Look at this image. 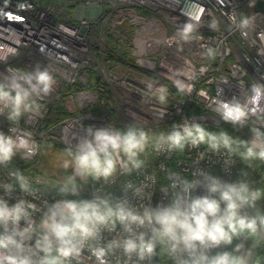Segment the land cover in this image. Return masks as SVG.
<instances>
[{
	"label": "clouds",
	"instance_id": "clouds-1",
	"mask_svg": "<svg viewBox=\"0 0 264 264\" xmlns=\"http://www.w3.org/2000/svg\"><path fill=\"white\" fill-rule=\"evenodd\" d=\"M204 11L200 6L194 19L199 21ZM247 26L245 18L241 27ZM192 27L185 26V39ZM259 35L264 38V33ZM14 37L15 30L0 43V61L5 64L22 46ZM56 83L50 68L39 64L34 71L9 66L0 73V116L11 124L7 133L0 131V168L8 169V179L0 181V264H112L110 257H117L115 264H150L158 255L172 264H260L258 256L253 260V249L264 243V210L258 207L264 187L253 186L246 171L242 179L227 181L198 162L191 178L168 170L167 183L160 186L167 202L155 206L151 203L157 184L154 175H146L139 184H123L136 203L110 194L43 200L29 176L9 166L17 156L31 160L40 151L32 131L21 129L19 123L25 117L42 116L39 101L51 95ZM175 86L181 92L192 91L190 84L177 81ZM167 95L165 86L152 92L160 105ZM212 104L216 105L212 111L233 128L250 124L252 137L243 140L224 130L209 131L199 122L174 124L160 132L140 121L124 128L88 126L74 145L65 148L60 167L68 174L53 188L64 197L79 196L90 182L108 185L131 177L145 169L143 157L149 150L162 155L206 145L217 154L223 149L228 166L237 155L248 168L253 161L264 162V85L252 84L243 103L233 97L213 98ZM17 189L23 197L10 203ZM105 233L111 239L105 240ZM248 241L251 247L246 249Z\"/></svg>",
	"mask_w": 264,
	"mask_h": 264
},
{
	"label": "built area",
	"instance_id": "built-area-1",
	"mask_svg": "<svg viewBox=\"0 0 264 264\" xmlns=\"http://www.w3.org/2000/svg\"><path fill=\"white\" fill-rule=\"evenodd\" d=\"M200 6L205 11L196 21ZM245 18L248 26L242 28ZM187 24L193 27L185 39ZM13 30L22 46L7 64L0 61V73L9 66L34 71L39 64L48 66L57 81L51 95L39 101L42 116L25 117L19 123L21 129L32 131L40 151L31 160L17 156L9 166L29 176L42 199L49 202L77 198L62 196L47 186L43 175L30 172L38 167L46 144L65 149L88 126L124 128L135 121L146 122L154 132L191 122L209 131H225L211 100L235 97L243 103L252 84L264 85V38L259 35L264 33V0H0V43ZM177 81L192 85V91H179ZM162 86L168 95L160 105L152 92ZM9 127L6 117L0 116V131L7 133ZM243 127L250 128V124ZM251 137L249 132L247 140ZM143 158L146 167L141 173L108 185L90 182L81 198L110 194L136 203L130 191L124 192L123 184H139L146 175H154L157 184L151 203H166L160 186L167 183V171L191 178L197 162L227 181L242 179L246 171L252 184L253 168L237 156L231 157L230 166L225 165L228 156L223 149L217 154L201 145L162 155L149 150ZM263 176L264 172L253 180L264 185ZM7 179L8 169L0 168V181ZM40 180L44 182L37 183ZM21 197L17 189L9 202ZM260 209L264 210V202ZM104 238L111 239V235L105 233ZM116 258L110 257L112 264Z\"/></svg>",
	"mask_w": 264,
	"mask_h": 264
},
{
	"label": "trees",
	"instance_id": "trees-1",
	"mask_svg": "<svg viewBox=\"0 0 264 264\" xmlns=\"http://www.w3.org/2000/svg\"><path fill=\"white\" fill-rule=\"evenodd\" d=\"M222 127L225 129L226 132H228L230 135H232L233 137L239 138V139H243V140H247V135L250 132L249 127H243L242 129H236L233 128V126L231 124L225 123L222 121ZM48 145V144H47ZM60 148H62L60 146ZM64 151L65 149L62 148ZM242 150V149H238ZM237 158L240 160L239 156L237 155ZM240 162L246 166L245 162H242L240 160ZM254 171L251 172V178L250 180L252 181V185L256 186V187H264V185H260L257 184L253 179L254 176H258V177H262L263 172H264V162L261 161H253L252 162V167ZM31 173H40L41 175H43L46 178V184L47 186L50 187V189L57 191L56 188H53V185L58 181V180H62L67 174L68 172H66L64 169L61 171V175L60 176H56L54 174H46L44 172L41 171V169L39 167L37 168H32L30 170ZM254 175V176H253ZM263 182H264V176H263ZM86 185L82 188L79 196H68L69 198H77V199H81V195L85 190ZM58 192V191H57ZM59 193V192H58ZM262 202H264V199H262L261 201L258 202V207L260 208ZM251 243V241H249ZM258 256L260 258V264H264V243H262L259 247L253 249V258L255 259V257ZM152 264H172L171 260L168 259V257L166 256H162V255H158L157 257L153 258V262Z\"/></svg>",
	"mask_w": 264,
	"mask_h": 264
},
{
	"label": "rangeland",
	"instance_id": "rangeland-1",
	"mask_svg": "<svg viewBox=\"0 0 264 264\" xmlns=\"http://www.w3.org/2000/svg\"><path fill=\"white\" fill-rule=\"evenodd\" d=\"M64 158V150L60 148L59 145L55 143L46 144L40 155V162L38 167L42 172L46 174H54L56 176L61 175V171L63 170L60 167V161ZM251 247V243L245 242V248Z\"/></svg>",
	"mask_w": 264,
	"mask_h": 264
}]
</instances>
